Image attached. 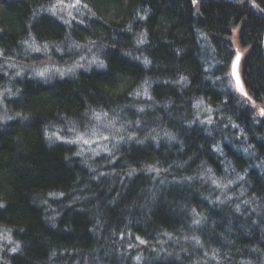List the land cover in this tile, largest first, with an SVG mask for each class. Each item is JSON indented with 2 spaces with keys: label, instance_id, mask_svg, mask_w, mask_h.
Returning <instances> with one entry per match:
<instances>
[{
  "label": "trees",
  "instance_id": "obj_1",
  "mask_svg": "<svg viewBox=\"0 0 264 264\" xmlns=\"http://www.w3.org/2000/svg\"><path fill=\"white\" fill-rule=\"evenodd\" d=\"M57 1L0 0V264H264V0Z\"/></svg>",
  "mask_w": 264,
  "mask_h": 264
},
{
  "label": "rangeland",
  "instance_id": "obj_2",
  "mask_svg": "<svg viewBox=\"0 0 264 264\" xmlns=\"http://www.w3.org/2000/svg\"><path fill=\"white\" fill-rule=\"evenodd\" d=\"M202 1H204V0H201V2ZM54 12L55 13H57V14H59V15H63V14H68L69 12H70V9H71V6H70V3L68 2V1H57L55 4H54ZM253 6V5H252ZM74 14H75V12H73ZM231 42H232V47H233V49H237V43H236V36H235V33L234 32H232L231 33ZM68 46H70V44H67V47ZM30 52H33V50H31ZM31 55H32V53H31ZM32 58H33V56H20V58L17 60V63H13L12 65L14 66V67H11V66H9L8 68H6V71H7V73H9V71H11L12 69H18V68H20L23 72H27V73H29L30 74V76L32 77V76H41L42 75V73H40L39 71H38V69H41V65H43V64H47L48 63V61H42V60H39L40 62H38V63H35V61H34V59L32 60ZM49 60V59H48ZM80 62V61H79ZM84 62V60L82 61V62H80V64H75V66H77L78 68H79V66L80 65H82L81 63H83ZM85 62H88L87 60H85ZM89 63H91V62H89ZM1 65V64H0ZM84 66V65H83ZM44 70H48V69H44ZM58 72H60V71H58ZM51 73V71L49 70V72H46V73H44L43 74V80H45V77L44 76H52V74L51 75H48V74H50ZM41 74V75H40ZM54 74V73H53ZM73 75V72L72 71H70L69 72V76H72ZM15 76V75H14ZM7 78H8V81L11 83V84H17V82L16 81H18V77L17 76H15V77H13V76H9V74H7ZM120 111H122V112H118V117H127V115H126V113L123 111V110H120ZM129 112L131 113V111L129 110ZM129 113V114H130ZM143 113L144 112H139L138 114L139 115H143ZM121 114H123L122 116H121ZM85 115H83V118L85 119V117H84ZM78 119H80V118H78ZM101 120H102V117L101 116H98V121H100L101 122ZM81 121V120H80ZM97 124H100V123H97ZM97 124H94L91 128H90V132H96L97 131V128H98V126L99 125H97ZM91 135V134H90ZM91 137V136H90ZM96 137V136H95ZM91 138H93V137H91ZM97 138V137H96ZM94 139V141H97V140H95V138H93Z\"/></svg>",
  "mask_w": 264,
  "mask_h": 264
},
{
  "label": "water",
  "instance_id": "obj_3",
  "mask_svg": "<svg viewBox=\"0 0 264 264\" xmlns=\"http://www.w3.org/2000/svg\"><path fill=\"white\" fill-rule=\"evenodd\" d=\"M224 1L239 2V1H243V0H224ZM261 55H262V59H263V63H264V27H263L262 42H261ZM237 57H239V59H237ZM241 59H242V53L240 51H235L234 56L231 60L230 66H229V78L231 81L233 91L237 95L246 99L247 94H246L245 88L243 86V83H242V80L240 77V72H239ZM234 65H235V75L233 74L234 73V67H233ZM262 110L263 109H258L256 111V114L258 115V117L260 119H264V115L261 114Z\"/></svg>",
  "mask_w": 264,
  "mask_h": 264
},
{
  "label": "bare ground",
  "instance_id": "obj_4",
  "mask_svg": "<svg viewBox=\"0 0 264 264\" xmlns=\"http://www.w3.org/2000/svg\"><path fill=\"white\" fill-rule=\"evenodd\" d=\"M262 42V41H261ZM89 62V61H88ZM88 62H83V63H81L82 65H80L79 66V70L80 71H82V70H84L85 68H87V66H89V65H92V64H95V62H94V60H92L91 61V63L90 64H88ZM83 65H85V68H84V66ZM202 65V62L200 63V64H198L197 65V67H200ZM204 65V64H203ZM200 70V69H199ZM209 70H210V67L209 68H203L202 69V76H205L206 74H208V72H209ZM188 79L189 78H186L185 80H181V79H179V82L180 83H182V84H188L187 82H188ZM230 79V78H229ZM231 82V81H230ZM186 88L184 87V86H178V89L176 90V93H175V96L176 97H180L181 98V100H184V96L186 97V95H185V93H186ZM192 93H193V96H192V101H194L195 100V98H196V96H197V94H198V96H204V95H209V89H207V87L206 86H203V88H194L193 90H192ZM130 108V111H132V112H136V113H139V112H141V110H140V107L138 108V107H129ZM209 138H210V136H209ZM200 159V158H199Z\"/></svg>",
  "mask_w": 264,
  "mask_h": 264
},
{
  "label": "snow or ice",
  "instance_id": "obj_5",
  "mask_svg": "<svg viewBox=\"0 0 264 264\" xmlns=\"http://www.w3.org/2000/svg\"><path fill=\"white\" fill-rule=\"evenodd\" d=\"M77 3H79V0H77ZM237 59H239V57H237ZM234 67V75H235V65L233 66ZM262 115H264V110H262V113H261ZM87 142V141H86ZM16 249H13V251H15Z\"/></svg>",
  "mask_w": 264,
  "mask_h": 264
}]
</instances>
